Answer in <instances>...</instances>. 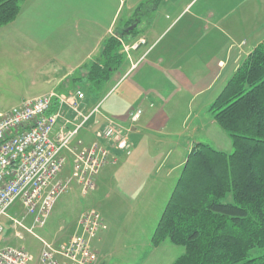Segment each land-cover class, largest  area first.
<instances>
[{"label":"crops","instance_id":"crops-1","mask_svg":"<svg viewBox=\"0 0 264 264\" xmlns=\"http://www.w3.org/2000/svg\"><path fill=\"white\" fill-rule=\"evenodd\" d=\"M130 21L137 36L124 41L140 44L107 83L100 106L128 131L132 153L111 148L122 163L98 181L119 178L134 193L183 167L195 143L219 150L231 144L208 109L264 39V0H25L0 35L10 34L6 43L15 51L20 44L43 51V61H33L39 90L65 93L87 85L105 40ZM137 108L134 122L129 114Z\"/></svg>","mask_w":264,"mask_h":264},{"label":"trees","instance_id":"trees-1","mask_svg":"<svg viewBox=\"0 0 264 264\" xmlns=\"http://www.w3.org/2000/svg\"><path fill=\"white\" fill-rule=\"evenodd\" d=\"M24 1L0 0V27L17 19ZM120 40L119 32L105 40L85 78L94 101L127 58ZM208 110L233 151L205 142L192 146L152 243L184 247L172 264H264V39ZM255 249L262 253L253 255Z\"/></svg>","mask_w":264,"mask_h":264},{"label":"built area","instance_id":"built-area-1","mask_svg":"<svg viewBox=\"0 0 264 264\" xmlns=\"http://www.w3.org/2000/svg\"><path fill=\"white\" fill-rule=\"evenodd\" d=\"M85 98L86 93L76 87L67 93L49 91L24 99L9 111L0 110V236L4 230L2 217L17 203L35 222H43L56 197L73 184L82 195L95 189L100 172L118 161L111 148L132 153L128 134L114 120L104 125L91 143L80 136L89 118L79 117ZM68 109L76 113L73 119L66 118ZM141 114L138 109L131 120L137 121ZM68 155L73 157V168L71 176L64 179L61 174ZM103 224L98 210L84 211L78 233L67 242L55 245L43 241L39 264H99L93 241ZM34 260L35 255L23 246L0 247V264H31Z\"/></svg>","mask_w":264,"mask_h":264},{"label":"rangeland","instance_id":"rangeland-1","mask_svg":"<svg viewBox=\"0 0 264 264\" xmlns=\"http://www.w3.org/2000/svg\"><path fill=\"white\" fill-rule=\"evenodd\" d=\"M135 23L130 21L124 28L115 31L123 33L124 38L136 37L138 29L133 31V28H130L131 30H129V27H138ZM7 31L13 35L15 33L10 28ZM5 34L4 36L0 35V68L5 69L4 73L0 72V110L3 111L20 104L26 97L29 99L46 94L39 90V85L35 82L37 77L33 73L36 70L33 61L36 59L41 63L43 51L32 52L28 45L22 44L18 45L19 48L15 51L12 49L14 44L6 43L10 34ZM137 43L139 40H133L131 43L122 42L126 57ZM31 47L34 46L31 45ZM6 48L12 49L13 53H7ZM79 87L86 93V98L81 104L83 115L79 117H89L82 131L94 133L89 139L85 135L86 142L91 143L96 138L95 135L100 134L102 127L110 123L111 120L116 121L120 125H118L119 128L124 127L112 116H104L101 106L98 107L106 94L103 95V93L100 100L94 101L91 98L87 99V85ZM138 109L140 108L130 112V118L132 113ZM69 110H66L64 114L66 118L73 119L76 113ZM69 126L72 125L69 124ZM121 131L129 134L126 130ZM228 139H230L231 144H224V150L231 152L233 151L232 141L231 138ZM121 163L117 161L111 166H106L103 169L105 170L104 175L111 173V168L116 169ZM72 165L73 157L68 155V161L61 177L66 179L71 176ZM181 171L182 167L168 177H166L165 171L156 173L158 177L165 176L158 178L159 180L154 184L146 181L147 184L144 187H137L134 193H130L125 183L119 178L114 183L108 184L106 180L99 183V177H97L95 189L88 195H82L79 187L73 184L69 190L56 197L48 217L40 223L35 222L21 203H17L9 209L8 215L2 218L4 230L0 236V247L7 245L23 246L35 255V260L31 264H39L43 241L55 245L67 242L78 233L77 226L83 212L93 208L101 213L105 222L102 230L94 239L96 246L99 247V264H172L176 258L184 253V247L173 244L169 240L155 246L152 243V235L176 185L175 180ZM252 253L259 255L262 251L255 249Z\"/></svg>","mask_w":264,"mask_h":264}]
</instances>
